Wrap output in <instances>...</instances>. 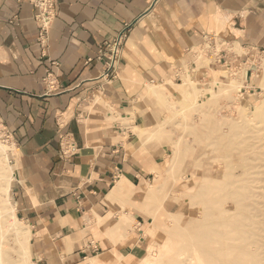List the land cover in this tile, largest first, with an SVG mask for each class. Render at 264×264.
I'll return each instance as SVG.
<instances>
[{
	"label": "crops",
	"instance_id": "obj_1",
	"mask_svg": "<svg viewBox=\"0 0 264 264\" xmlns=\"http://www.w3.org/2000/svg\"><path fill=\"white\" fill-rule=\"evenodd\" d=\"M35 13L30 0H0V127L13 144L0 155L13 170L7 196L34 236L22 248L32 264H87L97 245L85 214L129 193L115 187L121 177L134 186L160 171L131 129L145 116L140 82L177 78L182 66L173 63L187 65L203 48L205 75L256 58L243 73L248 83L264 58V0H55L42 44ZM122 31L117 77L104 78L98 51Z\"/></svg>",
	"mask_w": 264,
	"mask_h": 264
},
{
	"label": "rangeland",
	"instance_id": "obj_2",
	"mask_svg": "<svg viewBox=\"0 0 264 264\" xmlns=\"http://www.w3.org/2000/svg\"><path fill=\"white\" fill-rule=\"evenodd\" d=\"M242 51L237 48L235 54ZM255 60L256 58H252L240 69H229V66L224 65L205 75L201 69L207 66L209 58L204 56V49L199 48L195 51L194 58L189 57L187 65L183 66V61L173 63L182 66L177 72V78H148L140 82L145 116L139 127L132 126L131 129L143 144V155L157 158L156 169L160 171L154 174L149 169L145 176L132 181L134 186L128 181L129 193L122 195L111 205L108 204L113 199L108 197L105 200L107 205L103 201V206L97 209V213L85 214L83 223L87 231L86 237L97 245L92 255L96 256L98 262H207L206 255L199 251V245L187 226L185 227L183 218L194 214L205 219L208 214L204 205L206 196L199 189L205 183L200 168L206 160L207 144L210 141L206 137L208 122L217 123L229 134L237 131V135L246 144L256 141L261 153L257 154L255 161L264 165V58L253 78L248 83L243 80L245 68ZM184 81L187 83L182 87L185 89L182 94L177 86ZM161 85L166 89L164 94L159 95L154 88L162 87ZM1 140L9 143L7 139ZM256 171L258 174L255 176V186L259 203L256 213L262 215L259 217L263 220L264 166ZM8 173L9 169L5 167L0 171V179H6ZM5 199L8 196L3 192L0 199V264H32V256L25 255L22 248L28 242L32 243L34 236L29 241L25 237L23 243H18L16 234L10 230L12 224L19 225L15 210H10V213L1 211L5 204L1 200ZM167 241L170 243L166 248L159 247ZM177 241L179 242L176 243ZM213 246L218 248L219 244L215 242ZM173 247L174 252L179 250V253L172 256L170 254L173 250H170ZM123 249L126 251L122 253ZM167 250L169 252L165 257L159 258L160 253ZM106 254L112 255L113 259L104 263ZM96 260L89 258L88 262L97 264Z\"/></svg>",
	"mask_w": 264,
	"mask_h": 264
},
{
	"label": "bare ground",
	"instance_id": "obj_3",
	"mask_svg": "<svg viewBox=\"0 0 264 264\" xmlns=\"http://www.w3.org/2000/svg\"><path fill=\"white\" fill-rule=\"evenodd\" d=\"M186 83L187 81H184L177 86L182 94L185 92L182 87ZM161 86L154 88L159 95L164 94L166 89L165 86ZM207 127L206 137L210 141L207 144L206 160L200 168V174L205 183L199 189L206 196L204 205L208 214L205 219L194 214L185 216V219L183 218L185 227L187 226L199 245V251L206 255L205 264H264V219H260L259 216L262 215L256 213L259 203L255 186V176L258 174L256 169L264 166L255 161L257 154L261 153L258 149L261 148L256 141L246 144L245 140L237 135V131L229 134L215 122H208ZM3 141L0 139V155L4 156L9 149H12L13 144L8 145ZM6 164L7 166H4L2 162L0 163V171L5 167L9 169V176L6 179H0V199L3 197V192L8 193L11 179L14 178L8 160ZM127 184L128 180L121 177L115 187L117 190L122 188L126 190ZM1 201L5 203L1 211L5 213H10L12 209L14 211L9 198ZM15 218L19 225L12 224L10 230L16 234L18 243H23L25 237L29 241L32 236L29 228L24 226L23 221ZM215 242L219 244L218 248L213 246ZM169 243L167 241L159 247L166 248ZM174 250L175 247L170 250L172 251L170 255L179 253V250L176 252ZM168 252L167 250L160 253L159 258L163 259ZM149 261L144 264H156L155 260L153 263ZM87 264L94 263L91 261ZM191 264L198 263L192 261Z\"/></svg>",
	"mask_w": 264,
	"mask_h": 264
},
{
	"label": "built area",
	"instance_id": "obj_4",
	"mask_svg": "<svg viewBox=\"0 0 264 264\" xmlns=\"http://www.w3.org/2000/svg\"><path fill=\"white\" fill-rule=\"evenodd\" d=\"M36 8L35 19L40 23L39 42L42 44L46 38L49 23L55 15V0H30ZM127 33L122 31L112 41L106 43L104 48L99 49V54L104 57V71L102 77L115 79L120 68V59ZM10 137L7 131L0 127V139Z\"/></svg>",
	"mask_w": 264,
	"mask_h": 264
}]
</instances>
